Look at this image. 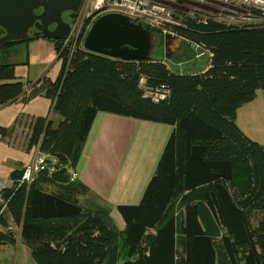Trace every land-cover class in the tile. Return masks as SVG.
Segmentation results:
<instances>
[{"label":"trees","instance_id":"obj_1","mask_svg":"<svg viewBox=\"0 0 264 264\" xmlns=\"http://www.w3.org/2000/svg\"><path fill=\"white\" fill-rule=\"evenodd\" d=\"M184 21L178 34L211 53L203 72L174 73L159 58L123 60L80 47L58 53L45 95L59 120L52 126L34 117L27 133L45 164L28 186L4 190L34 264H264L263 146L234 123L236 109L264 89V26ZM156 89L165 97L154 99ZM23 92L13 64H0V105ZM98 112L173 127L138 203L115 205L121 229L107 206L84 199L88 188L67 178ZM9 131L0 127L3 136ZM22 169L10 172L13 184Z\"/></svg>","mask_w":264,"mask_h":264},{"label":"crops","instance_id":"obj_2","mask_svg":"<svg viewBox=\"0 0 264 264\" xmlns=\"http://www.w3.org/2000/svg\"><path fill=\"white\" fill-rule=\"evenodd\" d=\"M171 39L176 38L172 36L168 38L165 42V50ZM59 67L60 60L58 69ZM206 67H208L207 63L206 65L194 64L187 67L191 68L187 72H203L207 69ZM65 68H69V60ZM56 76L57 73L54 80ZM17 78L20 80L19 77ZM20 81L24 84V92L15 100L0 105V127L10 129L6 135L0 134V184H4L6 188L12 185L10 172L31 164L35 159L36 152L33 153L32 159L31 152L24 148L25 145L28 147L27 133L32 119L48 117L52 121V126H56L59 120V116L53 112L54 101L45 97L41 92L30 95L36 91V87L34 88L31 82L26 84ZM28 95L30 96L27 97ZM234 123L246 137L263 146L264 153V89H257L251 101L236 109ZM134 125L146 128V130L154 127L153 124L139 122L129 117L98 112L77 161L76 181L84 184L92 192L100 191L103 194L104 191L113 205L138 203L145 185L154 173L156 163L168 138L156 144L157 139L167 136L169 130L155 126L152 133L146 131L145 140L151 142L152 150L142 154L139 160H134L128 154L129 146L126 144L133 133ZM17 131L20 132L17 134ZM35 148V151L39 150L38 145H35ZM122 149H125V152ZM106 184H119V186L111 192ZM251 223L253 226L258 223L256 212L252 216ZM123 225L122 222L120 229Z\"/></svg>","mask_w":264,"mask_h":264},{"label":"rangeland","instance_id":"obj_3","mask_svg":"<svg viewBox=\"0 0 264 264\" xmlns=\"http://www.w3.org/2000/svg\"><path fill=\"white\" fill-rule=\"evenodd\" d=\"M79 15H80V12L78 10H76L75 12L65 10L61 13V18L67 24L71 20L72 23L69 25L70 27H72L75 22L76 23L79 22V20H82L83 25H86V28L82 29V32L79 38L76 40V45H75L76 48L80 47L84 49L82 43H83L84 37L87 34L86 31L88 30L93 20H92V14L87 17H83L81 19L79 18ZM97 18H95L94 21ZM3 33L4 31L2 32V35ZM155 35L157 37V41H156L157 45L155 49L153 50L152 57L157 58V59L158 58L162 59V61L166 64L167 68H169V70H171L172 72L174 73H182L184 71L187 72V70L189 71L191 69L187 67L189 66L191 67L194 64H202V65H206V63L208 64V60H207L208 58H206L205 55L199 58L195 57L196 52L189 49V46L186 43V39L182 38L183 36L179 35L176 39H171L169 41V44L167 45V50H168L167 51L165 50L166 46H165V40H163V36L159 33H155ZM31 36H33V34ZM175 45H177L176 48H175ZM62 46H63V43L61 42V40H58L57 42L56 40L48 39L46 37H33V38L28 39L27 41H24V42L22 41V42L15 43V44H12L6 47L5 52L2 51L0 48V64H3V63L13 64L15 75L19 77L20 80H22L24 83L28 84V82H31L32 86H34V88L36 87V91L30 95L36 94L37 92H41L42 94H44L45 97L50 98L49 96L45 95V91L48 89V87L50 88L52 87L54 77L56 73L58 74L59 72V69H58L59 60H57V56L59 53V48ZM30 95H28L27 97H29ZM135 120H138L139 122L153 124L154 127L160 126L161 128L165 130H169L167 133V136H161L157 139L156 144H159L162 142V140L166 139V137L170 135L169 133H171L170 130L173 129L172 126L163 124V123L145 121V120H140V119H135ZM153 129L146 130V128L134 125L133 133L131 134V136L129 137L126 143L129 146L128 154L132 156V159L139 160L142 154L146 152L149 153L152 150V144L149 140L148 141L145 140V134H146V131H148V133H152ZM19 132L20 131H17V134ZM24 145L25 144H23V146ZM24 148L25 150H29L31 152L32 159H33V153L37 152L35 151L36 150L35 145H32L30 147H27L25 145ZM123 151L125 152V149ZM32 159L30 160V162L32 161ZM48 170L49 172H52L53 170L52 165H49ZM66 170L68 171L67 172L68 181L76 182L75 181V178L77 179L76 169L66 168ZM46 172L48 174L47 170ZM37 174H38L37 172L34 173L33 180L36 179L35 177L37 176ZM32 181L28 182L26 185L28 186ZM16 182L18 184L12 183L11 187L13 185L18 186L21 183L19 181V178L16 180ZM106 185H107V188H109L111 192H113L115 188L119 186V184H106ZM5 189H8V188L5 187ZM88 191L89 193L84 196V199L86 201L94 202L95 204H98L101 206H107L109 211L111 210L110 211L111 216L115 219L113 220V222L120 229L119 226L122 224L121 218H119L120 216L115 210V205H113V203H111V200L108 198L107 196L108 194H104V191H103V194L100 191L99 192L97 191L92 192L90 190ZM2 195L5 196L4 194ZM8 198L9 197H7L6 199V207L1 217L6 218L7 224H10L13 228V230L11 231V238H9L10 243H13V245L0 250V264H34L29 254L30 253L29 249L25 245L22 244L21 239H18L17 242L15 241V239L18 236L17 235L18 229H19V234H20L21 227L19 224H15L9 217ZM62 232L63 230L60 231V233Z\"/></svg>","mask_w":264,"mask_h":264},{"label":"built area","instance_id":"obj_4","mask_svg":"<svg viewBox=\"0 0 264 264\" xmlns=\"http://www.w3.org/2000/svg\"><path fill=\"white\" fill-rule=\"evenodd\" d=\"M77 10L80 19L92 14L91 24L97 17L118 13L151 32L175 38L179 36L178 28L185 26L184 18L187 17L211 20L228 28L264 26V0H80ZM71 23L70 20L67 35L61 39L63 46L59 48V52L67 49L69 55L82 29L86 28L82 20L75 22L72 27L69 26ZM186 43L196 52L195 57L205 55L209 59L211 53L207 48L197 42L186 40ZM165 93L164 89L150 92L154 99L164 98ZM46 158L45 153L37 150L34 161L23 167L19 181L25 184L32 181L34 173L43 167ZM4 190V184H0V250L13 245L9 240L13 228L7 222L3 223L1 217L8 197ZM17 235L16 242L20 239L19 229Z\"/></svg>","mask_w":264,"mask_h":264},{"label":"water","instance_id":"obj_5","mask_svg":"<svg viewBox=\"0 0 264 264\" xmlns=\"http://www.w3.org/2000/svg\"><path fill=\"white\" fill-rule=\"evenodd\" d=\"M80 0H0V45L28 39L27 29L35 20L41 30L33 36L53 40L63 39L68 24L62 20L65 10L75 12ZM35 9H41L38 14ZM51 25L54 27L49 28ZM167 42L170 35H165ZM155 33L143 28L130 18L118 14H106L97 18L83 40L85 50L123 60H148L156 47Z\"/></svg>","mask_w":264,"mask_h":264},{"label":"flooded vegetation","instance_id":"obj_6","mask_svg":"<svg viewBox=\"0 0 264 264\" xmlns=\"http://www.w3.org/2000/svg\"><path fill=\"white\" fill-rule=\"evenodd\" d=\"M41 11V9H36L34 10V13L35 14H38L39 12ZM54 27V25H51L49 28H52ZM1 29V28H0ZM34 29V31H33ZM2 30V29H1ZM41 30V27H40V24H39V21L38 20H35L33 22V25H31L30 27H28L27 29V35H28V38L35 32H39ZM3 32V31H2ZM2 32H0V36L2 35ZM31 34V35H30ZM22 42V41H21ZM19 43V42H18ZM1 46V45H0Z\"/></svg>","mask_w":264,"mask_h":264},{"label":"clouds","instance_id":"obj_7","mask_svg":"<svg viewBox=\"0 0 264 264\" xmlns=\"http://www.w3.org/2000/svg\"><path fill=\"white\" fill-rule=\"evenodd\" d=\"M154 33V32H153Z\"/></svg>","mask_w":264,"mask_h":264}]
</instances>
